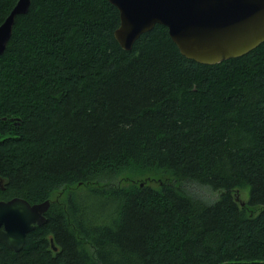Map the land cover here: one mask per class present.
<instances>
[{"label": "trees", "instance_id": "obj_1", "mask_svg": "<svg viewBox=\"0 0 264 264\" xmlns=\"http://www.w3.org/2000/svg\"><path fill=\"white\" fill-rule=\"evenodd\" d=\"M18 1L0 0V26ZM119 27L107 0H31L17 17L0 202L51 205L0 264H264V44L208 66L162 26L126 52Z\"/></svg>", "mask_w": 264, "mask_h": 264}, {"label": "water", "instance_id": "obj_2", "mask_svg": "<svg viewBox=\"0 0 264 264\" xmlns=\"http://www.w3.org/2000/svg\"><path fill=\"white\" fill-rule=\"evenodd\" d=\"M107 1L119 11L120 27L114 36L126 52L156 26L168 30L182 56L208 66L243 57L264 43V0ZM30 6L31 0H19L0 26V57L17 17L28 14ZM5 184L0 177V190ZM50 205V201L31 205L20 198L1 201L0 244L15 253L22 251L28 235L46 224Z\"/></svg>", "mask_w": 264, "mask_h": 264}, {"label": "rangeland", "instance_id": "obj_3", "mask_svg": "<svg viewBox=\"0 0 264 264\" xmlns=\"http://www.w3.org/2000/svg\"><path fill=\"white\" fill-rule=\"evenodd\" d=\"M201 193V195L204 197V198H206L207 200H209V201H212V200H214L215 198H216V195H213V194H211L210 192H208V191H202V192H200ZM243 196V199L244 200H246V201H248L249 200V191L246 189V190H242V195H241V197Z\"/></svg>", "mask_w": 264, "mask_h": 264}, {"label": "bare ground", "instance_id": "obj_4", "mask_svg": "<svg viewBox=\"0 0 264 264\" xmlns=\"http://www.w3.org/2000/svg\"><path fill=\"white\" fill-rule=\"evenodd\" d=\"M263 44H264V43H263ZM261 45H262V44H261ZM261 45H260V46H261ZM260 46H259V47H260ZM259 47H258V48H259ZM255 50H256V49H255ZM250 53H251V52H250Z\"/></svg>", "mask_w": 264, "mask_h": 264}]
</instances>
